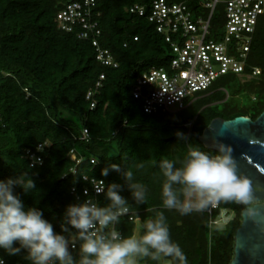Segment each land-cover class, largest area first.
Returning <instances> with one entry per match:
<instances>
[{
  "label": "trees",
  "instance_id": "trees-1",
  "mask_svg": "<svg viewBox=\"0 0 264 264\" xmlns=\"http://www.w3.org/2000/svg\"><path fill=\"white\" fill-rule=\"evenodd\" d=\"M68 1L72 0H0V180L28 174L35 190L27 196L19 188L16 192L27 207H38L59 232L66 206L82 202L70 193L72 186L80 193L84 184L80 176L123 185L117 172L109 170L107 177L100 176L102 168L118 164L146 189L145 202L140 205L126 188L120 192L140 219L135 226L121 217L116 228L122 236L133 235L135 227L136 236L141 235L143 221L162 213L186 264H229L240 214L248 205L221 204L212 217L223 210L231 218L209 229L204 212L182 216L163 208L158 165L167 158L179 166L190 147L210 152L186 131L200 134L216 117L254 120L260 114L264 108V18L256 27L247 60L250 67L259 69L257 76L241 81L235 75H224L184 109L148 114L142 111L141 101L132 97V89L144 70L166 66L170 58L167 43L146 19L128 12L136 0H98L100 46L110 50L117 61L116 68L102 66L89 42L56 27L55 13ZM100 74L102 85L95 106L89 109L84 95ZM81 129L87 130L88 140H73ZM177 131L188 140H178ZM43 142L48 146L42 164L29 167L24 151ZM72 148L81 157L74 175L69 173L73 162L68 151ZM97 203L106 206L102 194ZM70 250L76 256L78 243ZM25 256L24 250L16 255L0 251L8 264H29ZM138 263L155 264L146 258Z\"/></svg>",
  "mask_w": 264,
  "mask_h": 264
},
{
  "label": "clouds",
  "instance_id": "clouds-1",
  "mask_svg": "<svg viewBox=\"0 0 264 264\" xmlns=\"http://www.w3.org/2000/svg\"><path fill=\"white\" fill-rule=\"evenodd\" d=\"M175 135L180 141L188 140L179 131ZM37 151H42V147ZM39 163V157L35 158L33 165ZM158 167L163 177L160 195L164 209L185 216L229 202L250 204V182L237 175L230 145L217 142L210 152L190 147L179 166L164 158ZM109 170L120 175L123 185H106L104 179L93 178V192L103 195L106 206H100L84 189L82 202L66 206L59 232L54 231L38 207H27L16 192L19 188L27 196L35 190V182L28 174L0 180V251L16 255L24 250L29 264H138L145 258L155 264H186L180 247L170 238L162 213L143 221L141 235H121L116 225L130 208L120 192L126 188L140 205L145 202L146 189L133 182V173L121 171L118 164L102 168L100 176L107 177ZM213 226L214 223L209 224ZM77 243L78 253L74 256L70 249ZM0 264H4L2 258Z\"/></svg>",
  "mask_w": 264,
  "mask_h": 264
},
{
  "label": "built area",
  "instance_id": "built-area-1",
  "mask_svg": "<svg viewBox=\"0 0 264 264\" xmlns=\"http://www.w3.org/2000/svg\"><path fill=\"white\" fill-rule=\"evenodd\" d=\"M97 1L72 0L63 3L55 13V24L60 31L89 42L95 51V59L102 66L116 68L117 61L110 50L100 46ZM127 10L146 19L169 47L170 58L166 66L147 68L136 78L132 97L141 101L144 113L182 110L224 75L255 77L259 74V69L250 67L247 60L256 27L264 18V0H136ZM132 39L136 40V37ZM102 79L100 74L85 92L84 99L89 102V109L95 106V96L99 94ZM88 138L86 129L72 136L73 140L79 141ZM47 146V142L38 143L33 150L24 151L23 158L29 167L37 157L41 163L32 167L42 164ZM38 147H42V151L38 152ZM68 156L73 162L69 173L74 175L81 157L73 148L68 151ZM90 162L93 163V160ZM65 176L66 173L62 178ZM80 177L84 182L80 193L75 186L70 188V193L83 201V191L88 189L89 196L97 202L98 196L91 186L94 177ZM216 209L204 211L208 227L210 223L219 227L222 220H225L224 225L229 220V215L226 216L223 210L213 218ZM122 218L135 226L140 222L132 210Z\"/></svg>",
  "mask_w": 264,
  "mask_h": 264
},
{
  "label": "water",
  "instance_id": "water-1",
  "mask_svg": "<svg viewBox=\"0 0 264 264\" xmlns=\"http://www.w3.org/2000/svg\"><path fill=\"white\" fill-rule=\"evenodd\" d=\"M186 134L209 150L217 142L231 146L236 173L250 182L252 198L240 214L229 264H264V108L254 120L247 116L216 117L200 134Z\"/></svg>",
  "mask_w": 264,
  "mask_h": 264
},
{
  "label": "rangeland",
  "instance_id": "rangeland-1",
  "mask_svg": "<svg viewBox=\"0 0 264 264\" xmlns=\"http://www.w3.org/2000/svg\"><path fill=\"white\" fill-rule=\"evenodd\" d=\"M239 78H240L241 81H245V80H247V79H249V78H251V77H239ZM240 102L243 103V99H240ZM111 153H112V154L115 153V147H114V146H112V148H111ZM230 218H231V215H229L228 219H230ZM224 221H225V220H222V221L219 223V227H221V226L224 225V224H223ZM216 227H218V226H216ZM136 233H137V228L135 227V229H134V235H136Z\"/></svg>",
  "mask_w": 264,
  "mask_h": 264
}]
</instances>
